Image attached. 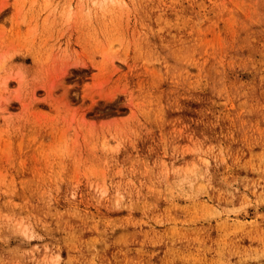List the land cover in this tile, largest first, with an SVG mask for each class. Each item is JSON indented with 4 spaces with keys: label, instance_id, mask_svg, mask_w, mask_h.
<instances>
[{
    "label": "rangeland",
    "instance_id": "1",
    "mask_svg": "<svg viewBox=\"0 0 264 264\" xmlns=\"http://www.w3.org/2000/svg\"><path fill=\"white\" fill-rule=\"evenodd\" d=\"M0 264H264V0H0Z\"/></svg>",
    "mask_w": 264,
    "mask_h": 264
}]
</instances>
